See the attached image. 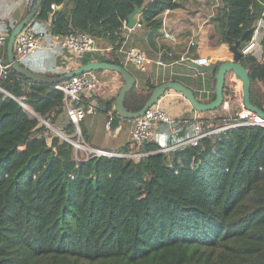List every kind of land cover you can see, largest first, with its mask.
Returning a JSON list of instances; mask_svg holds the SVG:
<instances>
[{
	"label": "trees",
	"instance_id": "1",
	"mask_svg": "<svg viewBox=\"0 0 264 264\" xmlns=\"http://www.w3.org/2000/svg\"><path fill=\"white\" fill-rule=\"evenodd\" d=\"M53 3L62 5L50 23L54 32L82 30L97 41L99 49L79 63L122 66L118 52L135 7L142 8L139 23L158 31L163 13L181 6L178 0H41L30 22L36 31L45 29L37 23L50 19ZM257 5L221 0L210 21V43L240 41L241 49L262 11ZM8 38L2 53L7 63ZM241 62L251 77L252 103L264 106V59L251 52ZM0 85L5 90H0V264H264L263 126L230 128L199 145L154 152L140 161L109 156L78 161L74 145L23 106L57 126L64 93L55 83L35 81L9 66ZM156 86L135 85L126 94L127 109L139 111ZM225 86L233 94V86ZM102 100L105 112L117 113L115 98ZM215 110V122L230 115L223 105ZM196 121L209 119L191 120L177 136L170 132L165 143L154 137L143 149L158 151L190 137ZM62 131L74 134L75 123L69 118Z\"/></svg>",
	"mask_w": 264,
	"mask_h": 264
},
{
	"label": "crops",
	"instance_id": "2",
	"mask_svg": "<svg viewBox=\"0 0 264 264\" xmlns=\"http://www.w3.org/2000/svg\"><path fill=\"white\" fill-rule=\"evenodd\" d=\"M178 1L181 4L180 7L167 10L163 13V24L158 31L149 30L142 25H136L133 29H129L125 25L126 39L118 52V56L123 66L135 75L137 79L136 86L147 89L149 82L158 85L164 81L177 80L191 87L198 99L209 102L216 96L214 73H201L190 62L169 63L170 60L165 52L172 50L178 56L181 54L191 57L205 56L212 59L213 63L231 60L233 54L229 46L225 44L213 45L210 43L209 38L212 27L210 21L214 17L221 0ZM258 3L259 10H262L261 3L259 1ZM29 6L25 0H0V31L4 32L11 25L19 23L29 13ZM139 14L137 15L138 21L140 19ZM50 23V19L44 21L38 20L37 25L41 29H46L50 27ZM131 47L144 51L151 59L150 67L147 71L138 70L135 64L128 58L127 53ZM253 53L258 58L264 59V24L261 26L259 43L253 50ZM159 58L165 61L164 65L156 63V60ZM23 59L28 60L26 66L45 74L65 67L69 70L71 67L73 68L79 64L78 60L77 62L74 61L68 53L60 49H39ZM99 74L103 78L105 86L101 87L93 95H84L86 103L98 104L99 108L94 113H101L96 115L90 113L83 118L82 122L88 133V140H85L90 145L97 147L120 151L133 150L132 131L135 128V121L119 118L117 123L107 128L106 122L109 115L117 113L114 110L105 112V103L102 100L109 96L116 100L124 81L118 73L111 70H100ZM226 84L233 86V94L232 92H227L225 86L224 99L230 100L231 108L230 110L223 108V112L234 114L239 101L243 99L242 83L230 72L227 74ZM233 95L235 100L231 103ZM159 104L166 108L176 119L181 120L178 125L176 124L179 130L181 128L185 129L191 120L201 118L209 119L205 125L220 124V121L215 122L219 111L197 112L182 93L173 89L168 90L160 98ZM68 120L69 117L64 111L60 115L57 124L60 131H62L63 126ZM166 124L165 122L159 124L154 136L156 141L165 143L168 139L171 125L168 124V130ZM186 131L187 129L183 133L186 134Z\"/></svg>",
	"mask_w": 264,
	"mask_h": 264
},
{
	"label": "built area",
	"instance_id": "3",
	"mask_svg": "<svg viewBox=\"0 0 264 264\" xmlns=\"http://www.w3.org/2000/svg\"><path fill=\"white\" fill-rule=\"evenodd\" d=\"M25 1L29 5H33L36 0ZM257 1L261 3L262 11L254 23V32L251 39L240 49L243 56L253 52V50L257 47L261 26L264 24V0ZM56 6L57 5L55 3L52 4L53 9ZM137 25L141 26V23L138 21ZM8 36L9 35L6 32L0 31V48L5 46ZM39 49L63 50L68 53L74 61L77 62L78 60L79 63V59L88 51L97 50L99 47L97 41L87 32L82 30H73L68 33H57L54 32L50 26L49 28L36 31L33 26L28 24L16 37L14 44L15 56L17 59L21 60ZM165 53L170 60L169 63L172 64L193 61L199 65L209 66L213 63L212 59L205 56L191 57L186 54L178 56L172 50ZM127 56L135 64L138 70L145 72L149 69L151 59L144 51L136 47H131ZM156 63L164 65L165 61L162 58H159L156 60ZM9 66L10 64L6 62L3 54H0V77H5L8 74ZM103 86H105L104 81L100 76L99 71L85 72L56 84V87L64 93L63 109L76 125L75 134L69 135L62 132L64 134V139L74 145L76 152L75 157L78 156L79 150H81L86 155L83 159H88L93 156H109L124 157L140 161L144 160L146 156L154 152H168L171 149L184 144H192L195 146L199 145L204 137H214L218 133L226 131L230 128L240 126L264 127V117L259 115L257 112L248 109L244 100L241 99L236 107L235 113L230 114L222 123L216 125H205L200 121H196L193 128L194 133L190 137L175 144L163 147L158 151H149L143 149V146L146 141L154 138L160 123L165 122L171 125V132L174 136L179 134V128L176 127V124L178 125L181 120L176 119L166 108L161 106L158 101L156 104L148 108L143 116L134 119L135 128L132 131L134 143L133 150L120 151L116 149L93 146L90 145L83 137L79 122L86 116V114L94 113L99 108L96 103H86L84 95H93ZM0 90L5 91L1 85ZM223 108L225 110H230V100H224ZM114 119L115 117L113 115H109L106 122L107 128L111 127ZM76 136L77 139H75ZM77 160L80 161L81 158Z\"/></svg>",
	"mask_w": 264,
	"mask_h": 264
},
{
	"label": "water",
	"instance_id": "4",
	"mask_svg": "<svg viewBox=\"0 0 264 264\" xmlns=\"http://www.w3.org/2000/svg\"><path fill=\"white\" fill-rule=\"evenodd\" d=\"M41 5V0H36L32 5L29 13L19 22L17 23L12 31L9 34L8 42H7V56L8 62L10 66L17 72L25 75L26 77L33 79L38 82L45 83H61L67 79L72 78L73 76L89 72V71H100V70H111L113 72L118 73L124 81V84L119 90V93L115 100V109L118 114L112 121V126L119 121V118L134 120L140 116H143L148 108L152 105L156 104L160 98L170 89H173L177 92L182 93L186 99L191 103V106L194 110L198 112H204L209 110H215L219 106L224 103V88L226 84L227 74L230 72L234 74V76L241 81L242 90H243V100L246 107L250 110L257 112L259 115L264 117V106H259L251 101V77L247 68L242 64L241 59L243 58V54L240 50L241 42L237 41L229 46L230 51L233 54L231 60H224L221 63H212L209 66L199 65L193 61H191V65L196 68L199 72H213L215 73L216 79V96L213 100L209 102L201 101L195 95L193 89L184 83L177 80H168L158 84L153 91L151 92L150 97L147 99L144 106L139 111H129L125 106L124 100L126 94L131 91L136 85V77L133 73H131L127 68L122 65L116 63H110L106 61L92 60L87 63H80L77 67L66 71L65 73L58 76H49L45 73L31 70L30 68L24 66L22 62L16 58L14 53V44L17 35L20 31L30 24L32 19L38 13V10ZM62 8V5L56 6L50 13V21L53 22L58 11ZM142 8L136 6L135 9L128 15L126 26L129 29H133L138 23L137 15L141 12ZM23 106L27 108V105L23 104ZM35 114V117L39 119H43L40 115H38L33 109H28ZM45 125L50 126L47 120L44 121ZM64 138V134L58 133Z\"/></svg>",
	"mask_w": 264,
	"mask_h": 264
},
{
	"label": "rangeland",
	"instance_id": "5",
	"mask_svg": "<svg viewBox=\"0 0 264 264\" xmlns=\"http://www.w3.org/2000/svg\"><path fill=\"white\" fill-rule=\"evenodd\" d=\"M8 29L6 28L5 29V31L4 32H6ZM3 53V47H1L0 48V54H2ZM23 62L25 63V64H28V60L27 59H23ZM78 65H75V67H77ZM75 67H73V68H75ZM72 67L69 69V70H71V69H73ZM68 71V70H67ZM27 108L28 109H30V107H28L27 106ZM28 109H26L29 113H30V115H31V117H35V114H33L30 110H28ZM196 111V110H195ZM198 112V111H197ZM96 114H101V113H99V112H96V113H94L93 115H96ZM86 115H88V114H86ZM100 117H102V116H100ZM37 118V117H36ZM39 119V118H38ZM39 121H40V124H45L44 123V121H45V119H39ZM47 126V125H46ZM48 127V129L51 131V133H53V134H57L61 139H64L61 135H59L58 133H61L62 131H60V129L57 127V126H55V125H52V124H50V126H47ZM75 134V133H74ZM75 139H77V136L75 137ZM47 140H48V142L50 143V138L48 137L47 138ZM83 140V139H82ZM75 148V147H74ZM76 153V152H75ZM76 156V155H75ZM86 155L81 151V150H79V154H78V156L76 157V160L77 159H83L84 157H85ZM79 161V160H78Z\"/></svg>",
	"mask_w": 264,
	"mask_h": 264
},
{
	"label": "bare ground",
	"instance_id": "6",
	"mask_svg": "<svg viewBox=\"0 0 264 264\" xmlns=\"http://www.w3.org/2000/svg\"><path fill=\"white\" fill-rule=\"evenodd\" d=\"M34 114V113H33Z\"/></svg>",
	"mask_w": 264,
	"mask_h": 264
}]
</instances>
